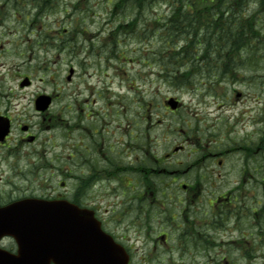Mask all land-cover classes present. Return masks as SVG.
Listing matches in <instances>:
<instances>
[{"label": "rangeland", "instance_id": "obj_1", "mask_svg": "<svg viewBox=\"0 0 264 264\" xmlns=\"http://www.w3.org/2000/svg\"><path fill=\"white\" fill-rule=\"evenodd\" d=\"M15 1L11 8L2 12L5 15L10 13L7 18L12 14L16 15L15 18H25L26 15L29 20L27 34L33 39L28 40L25 36L19 39L20 42L7 44L4 37L0 38V44L4 45L0 48V62H3L0 72L6 74L7 66L19 69L4 77L9 85L1 91L0 111H8L19 121H35L39 117L33 96L42 90L56 98L51 113L57 109L66 114L80 112L83 119L77 120L74 132H66L63 136L68 138L63 139L61 133L52 131L41 134L39 143L33 146L24 145L12 153L0 150L1 200L7 202L24 195L46 197L62 192L60 163L56 159L48 164L43 149L47 148V157L56 158L55 154L61 152L64 143L88 144L87 137L93 133L92 128L98 127L92 123L95 120L103 124L110 121L109 146L114 151H128L126 156L130 153L133 157L140 150L137 146L146 144L147 159L157 162L156 159H163L166 152L183 145L176 156H171L172 166L189 165L201 153L213 151L217 146L228 149L225 164L221 167L226 170L242 163L246 157L239 146L258 148L257 140L264 130V82L257 78V69L253 72L249 67H234L228 73L214 77L205 74L204 79L196 80L194 84L177 85L173 77L167 78L163 73V63L155 54L160 47L159 42L156 44L157 38L150 36L141 43L139 38L129 35L115 39L117 30L129 29L132 23L123 18L120 7H115L116 0H79L80 5H77L78 0H55L52 7L50 1L45 5L40 0V6L48 9L46 23L43 20L36 23L38 10L31 0ZM166 10L167 6L161 3L150 4L149 17ZM92 15H96L95 19L90 18ZM117 22L127 24L115 28ZM141 23L143 19L137 22L138 25ZM22 24H26V20L17 24V31L13 34L23 35L18 32L19 28H25ZM43 28L50 32L40 34ZM36 36L41 38L35 39ZM48 37L51 43L46 40ZM68 38L70 41L64 43L63 40ZM153 46L155 50H147ZM71 67L75 69V75L68 81ZM185 71L179 70L174 75L186 79ZM21 73L32 77L31 87L17 85ZM170 97L183 103L175 112L165 107V101ZM80 123L85 130L83 127L78 129ZM48 135L51 136L50 144L46 145L44 141ZM53 141L54 148L51 147ZM232 149L238 153H231ZM114 156H118L117 152ZM246 163L264 164V147L257 149L254 155H247ZM259 173L262 174L258 177L261 180L264 171ZM237 178L235 174L228 176L232 180ZM73 182L69 180L71 185ZM211 191V186H206L203 209H211L206 206ZM253 192L250 196L255 200L264 199V188L260 185ZM255 231L253 228L252 232ZM135 235L130 233L129 236L133 238ZM257 242H253L256 247L252 251L244 242L241 253L245 258L228 247L214 249L210 246L200 257L188 256V264H264V243H260L259 237ZM6 246L12 248L10 242H6ZM135 263L138 264L137 258Z\"/></svg>", "mask_w": 264, "mask_h": 264}, {"label": "flooded vegetation", "instance_id": "obj_2", "mask_svg": "<svg viewBox=\"0 0 264 264\" xmlns=\"http://www.w3.org/2000/svg\"><path fill=\"white\" fill-rule=\"evenodd\" d=\"M39 1L31 0L38 14L43 17L45 10ZM15 2L0 0V32L5 33L0 38L4 37L7 44L25 36L28 40L33 39L27 34L29 20L26 15L25 18H15L16 15L12 14L11 18H7L10 13L5 15L2 12L11 8ZM42 3L46 5L48 0H42ZM23 20H26V24H22L25 28L18 29L23 35L13 34L17 31V24ZM39 33L44 34V29ZM3 46L0 44V48ZM27 65L23 68L26 69ZM6 68V74L0 72V94L9 85L4 77L19 70L8 66ZM24 77L27 76L21 73L17 84L20 88H25L21 87ZM31 86L32 82L26 87ZM41 93L45 92L37 91L33 100ZM63 111L51 113V110H36L39 115L37 122L32 119L19 121L8 111H0V116L10 122L9 134L0 140V150H7L13 141L18 147L35 145L41 134L55 132L57 125H60L59 134L62 137L66 132H74L77 120L82 117L79 116L80 112L66 114ZM92 123L98 127L92 128L93 133L87 137L88 144L64 143L60 145L61 152L57 153L56 158L47 157V148L43 149L48 164L56 159L59 161L63 176L60 181L63 191L51 195L89 207L103 230L125 247L129 254V264H136V258L138 264H188V256L200 257L204 249L210 246L214 249L228 247L240 257H243L241 250L244 242L251 251L255 249L256 244L253 242L257 243L256 233L252 232L257 224L255 212L238 209L236 201L244 192V186L252 188L257 185L256 165H250L247 170L246 164L244 168L237 164L224 170L221 167L225 164V154L211 151L200 158L201 163L197 161L184 169L171 165L170 158L176 155L174 152H166L163 159H156L157 162L146 163L149 159L145 145L138 146L140 150L133 157L130 153L126 156L128 151H114L109 146L110 121L103 124L95 120ZM79 127L86 128L81 123ZM50 138V135L45 138L46 145L50 144ZM51 147H55L54 141ZM114 152L118 156H114ZM234 174L237 179H228V176ZM70 179L74 180L72 185ZM206 186H211L212 196L219 193L215 199L210 197L206 200V206L211 209H203L202 198ZM130 233L137 236L132 238Z\"/></svg>", "mask_w": 264, "mask_h": 264}, {"label": "trees", "instance_id": "obj_3", "mask_svg": "<svg viewBox=\"0 0 264 264\" xmlns=\"http://www.w3.org/2000/svg\"><path fill=\"white\" fill-rule=\"evenodd\" d=\"M117 2L123 18L133 19L127 29L129 36L142 40L155 30L160 43L156 53L166 73L173 78L177 77L174 74L180 67H199L210 76H218L212 70L222 75L237 65L264 67V0ZM156 2L167 4L169 12L148 17L150 4ZM140 19L143 25L137 24ZM124 25L118 23V27ZM122 34L118 36L116 32L115 39ZM259 73L264 75V72ZM3 202L0 199V204Z\"/></svg>", "mask_w": 264, "mask_h": 264}, {"label": "water", "instance_id": "obj_4", "mask_svg": "<svg viewBox=\"0 0 264 264\" xmlns=\"http://www.w3.org/2000/svg\"><path fill=\"white\" fill-rule=\"evenodd\" d=\"M37 102L44 110L50 100ZM168 103L177 106L174 99ZM6 235L15 238L18 250L0 247V264H128L123 247L89 211L67 201L28 198L0 207V240Z\"/></svg>", "mask_w": 264, "mask_h": 264}, {"label": "bare ground", "instance_id": "obj_5", "mask_svg": "<svg viewBox=\"0 0 264 264\" xmlns=\"http://www.w3.org/2000/svg\"><path fill=\"white\" fill-rule=\"evenodd\" d=\"M238 66V68H240L241 66H239V65H237ZM213 71V73L214 74H219V71H216V70H212ZM206 75H208L207 73H206ZM208 76H210V75H208ZM146 150V149H145ZM154 151V150H153ZM146 154H148L147 152H146Z\"/></svg>", "mask_w": 264, "mask_h": 264}]
</instances>
